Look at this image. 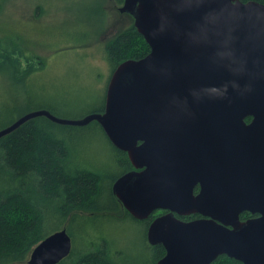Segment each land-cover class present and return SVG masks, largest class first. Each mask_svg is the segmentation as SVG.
<instances>
[{"label": "water", "instance_id": "95a60500", "mask_svg": "<svg viewBox=\"0 0 264 264\" xmlns=\"http://www.w3.org/2000/svg\"><path fill=\"white\" fill-rule=\"evenodd\" d=\"M119 11L134 18L150 52L117 66L104 111L76 120L32 111L0 139L40 116L97 121L135 168L113 184L124 208L137 220L169 210L148 227L150 244L166 250L157 264H211L221 255L264 264V4L124 0ZM246 211L258 216L243 221ZM72 248L63 228L35 246L28 264H58Z\"/></svg>", "mask_w": 264, "mask_h": 264}, {"label": "rangeland", "instance_id": "374dc122", "mask_svg": "<svg viewBox=\"0 0 264 264\" xmlns=\"http://www.w3.org/2000/svg\"><path fill=\"white\" fill-rule=\"evenodd\" d=\"M120 7L114 0H0V41H10L23 54L45 62L26 83L15 80L10 65L0 67V130L40 109L73 120L104 111L109 81L116 69L106 45L131 24L128 17H120ZM25 61L23 57V67ZM59 126L56 130L65 135L75 157L104 172V204L117 207L110 193L114 179L124 169L116 163L117 151L107 135L96 123ZM61 226L58 221L50 223L46 233ZM65 227L77 250L92 248L104 238L114 252H120L116 261L152 264L148 225L142 221L113 213L76 218Z\"/></svg>", "mask_w": 264, "mask_h": 264}, {"label": "trees", "instance_id": "16d2710c", "mask_svg": "<svg viewBox=\"0 0 264 264\" xmlns=\"http://www.w3.org/2000/svg\"><path fill=\"white\" fill-rule=\"evenodd\" d=\"M114 1L115 5L120 6L124 2ZM241 1L264 4V0ZM119 13L120 17L131 19V24L119 30L107 42V54L116 68L125 60L141 59L150 52L149 44L135 27L134 18L127 13ZM23 57L26 59L25 67L21 62ZM5 65H10V74L17 82L26 83L30 75L44 67L45 62L23 54L6 40L0 41V67ZM7 69H4L5 72ZM92 123L98 124L104 131L97 121ZM59 125L62 124L40 116L0 139V264H28L35 246L50 235L46 233L50 223L58 221L62 225L58 231L67 229L65 225L76 218H97L113 213L134 218L114 194L113 185L110 196L116 200L117 207L104 204L107 196L104 172L89 167L75 157L72 147L63 138L65 135L56 130ZM114 149L117 151L116 163L124 170L113 184L134 168L126 152L115 146ZM249 214L244 213L242 219H246ZM152 219L153 216L142 222L149 227ZM94 243L92 248H85L84 251L73 247L69 256L58 264H123L116 261L120 252H114L104 238ZM147 245L152 264H157L166 254L164 246L151 245L148 231ZM211 264L243 263L221 255Z\"/></svg>", "mask_w": 264, "mask_h": 264}, {"label": "flooded vegetation", "instance_id": "af4514ba", "mask_svg": "<svg viewBox=\"0 0 264 264\" xmlns=\"http://www.w3.org/2000/svg\"><path fill=\"white\" fill-rule=\"evenodd\" d=\"M251 117H249V118H247L246 119V121H247V123H250L251 122ZM122 151V150H121ZM124 152V151H123ZM127 153V152H126ZM128 155V154H127ZM129 157V156H128ZM133 169H135V168H133ZM201 185L200 184H198V185H196L195 186V188H194V192H195V194H198L199 192H200V190H201ZM169 212V210H166V209H158V210H156L150 217H152L153 216V219H152V221L155 219V218H157L158 216H160V215H163V214H167ZM247 213H250V212H248V211H246ZM246 212H244V213H246ZM244 213H242L241 214V216H240V218H241V220H247V219H249V218H253V217H257L258 216V214H252V213H250L249 214V216L246 218V219H242V215L244 214ZM130 214V213H129ZM131 215V214H130ZM177 215V217H179V218H181V219H183V220H186V221H190V220H194V219H198V218H201V217H203L202 215H200V214H191V215H178V214H176ZM132 216V215H131ZM150 217L148 218V219H150ZM147 219V220H148ZM140 221H144V220H140ZM151 221V222H152ZM151 224V223H150Z\"/></svg>", "mask_w": 264, "mask_h": 264}, {"label": "bare ground", "instance_id": "6f19581e", "mask_svg": "<svg viewBox=\"0 0 264 264\" xmlns=\"http://www.w3.org/2000/svg\"><path fill=\"white\" fill-rule=\"evenodd\" d=\"M146 237V236H145Z\"/></svg>", "mask_w": 264, "mask_h": 264}]
</instances>
